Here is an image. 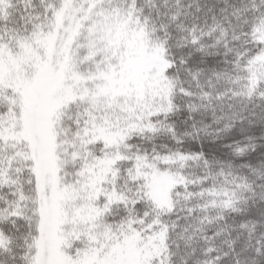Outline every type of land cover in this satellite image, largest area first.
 Returning <instances> with one entry per match:
<instances>
[{"label": "snow or ice", "instance_id": "obj_1", "mask_svg": "<svg viewBox=\"0 0 264 264\" xmlns=\"http://www.w3.org/2000/svg\"><path fill=\"white\" fill-rule=\"evenodd\" d=\"M0 264H264V0H0Z\"/></svg>", "mask_w": 264, "mask_h": 264}]
</instances>
